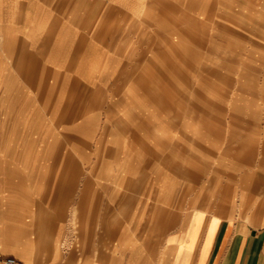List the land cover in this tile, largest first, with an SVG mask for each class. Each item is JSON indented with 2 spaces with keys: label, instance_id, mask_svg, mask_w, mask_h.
I'll list each match as a JSON object with an SVG mask.
<instances>
[{
  "label": "crops",
  "instance_id": "obj_1",
  "mask_svg": "<svg viewBox=\"0 0 264 264\" xmlns=\"http://www.w3.org/2000/svg\"><path fill=\"white\" fill-rule=\"evenodd\" d=\"M146 3L0 0V264H264V140L242 185L230 147L218 162L233 178L193 203H181L184 191L166 199V156H183L180 145L172 152L180 126L132 117L140 83L170 81L125 76L111 61L133 57ZM12 130L25 137L13 145L29 149L18 157L8 155ZM7 164H18L17 203ZM32 176L33 204L21 190Z\"/></svg>",
  "mask_w": 264,
  "mask_h": 264
},
{
  "label": "rangeland",
  "instance_id": "obj_2",
  "mask_svg": "<svg viewBox=\"0 0 264 264\" xmlns=\"http://www.w3.org/2000/svg\"><path fill=\"white\" fill-rule=\"evenodd\" d=\"M146 6L149 13L140 20L136 44L129 47L133 57L120 60L114 55L111 61L121 65L125 76L153 75L156 80L166 77L170 81L155 83L153 89L151 84L140 83V110L132 117L135 124L153 121L164 131L180 126L172 152L180 145L183 156H166V199L172 201L184 191L181 203L186 205L217 190L230 175L227 165L218 162L219 157L228 160L230 147L234 149V179L242 185L243 173H249L252 166L249 157L259 154V143L264 140V115L259 114L264 113V0H148ZM120 38L116 41L119 52ZM97 54L98 61H104L106 51ZM126 63L128 68H122ZM113 121L123 124L119 114ZM215 129L220 131L211 134ZM8 138L12 143L9 156L29 151L13 145L25 139L23 133L12 130ZM6 166L9 198L17 203L18 164ZM199 166L202 178L195 174ZM35 183L32 176L21 187L23 196L32 193L27 197L32 204L36 203ZM197 183L203 184V195L193 193ZM251 200L259 203L260 196L252 195ZM9 212L17 215V211Z\"/></svg>",
  "mask_w": 264,
  "mask_h": 264
},
{
  "label": "built area",
  "instance_id": "obj_3",
  "mask_svg": "<svg viewBox=\"0 0 264 264\" xmlns=\"http://www.w3.org/2000/svg\"><path fill=\"white\" fill-rule=\"evenodd\" d=\"M6 262H7L8 264H12V263L14 262V259H13V258H8V259L6 260Z\"/></svg>",
  "mask_w": 264,
  "mask_h": 264
},
{
  "label": "bare ground",
  "instance_id": "obj_4",
  "mask_svg": "<svg viewBox=\"0 0 264 264\" xmlns=\"http://www.w3.org/2000/svg\"><path fill=\"white\" fill-rule=\"evenodd\" d=\"M1 105V104H0ZM1 116V115H0ZM4 135H5V133H4ZM3 139V138H2ZM2 141V140H1Z\"/></svg>",
  "mask_w": 264,
  "mask_h": 264
}]
</instances>
